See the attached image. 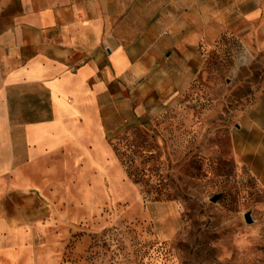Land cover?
<instances>
[{"label":"crops","instance_id":"obj_1","mask_svg":"<svg viewBox=\"0 0 264 264\" xmlns=\"http://www.w3.org/2000/svg\"><path fill=\"white\" fill-rule=\"evenodd\" d=\"M134 126L158 128L195 180L232 159L261 181L264 0H0V264H38L37 204L68 200L72 167L115 189L112 136ZM34 168L51 178L21 184Z\"/></svg>","mask_w":264,"mask_h":264},{"label":"rangeland","instance_id":"obj_2","mask_svg":"<svg viewBox=\"0 0 264 264\" xmlns=\"http://www.w3.org/2000/svg\"><path fill=\"white\" fill-rule=\"evenodd\" d=\"M259 71L241 67L233 85L245 92L228 96L230 110L247 104ZM112 139L114 190L95 189L82 163L79 172L71 168L63 205L37 204L38 216L50 215L43 226L51 223L38 237V264H264V167L260 181L230 159L221 180L200 181L179 171L156 127L134 126Z\"/></svg>","mask_w":264,"mask_h":264},{"label":"bare ground","instance_id":"obj_3","mask_svg":"<svg viewBox=\"0 0 264 264\" xmlns=\"http://www.w3.org/2000/svg\"><path fill=\"white\" fill-rule=\"evenodd\" d=\"M51 178V175L45 170L39 168L29 169L21 172L19 182L21 184L37 185L39 182ZM46 184V183H45Z\"/></svg>","mask_w":264,"mask_h":264},{"label":"water","instance_id":"obj_4","mask_svg":"<svg viewBox=\"0 0 264 264\" xmlns=\"http://www.w3.org/2000/svg\"><path fill=\"white\" fill-rule=\"evenodd\" d=\"M245 218H246V221H247L248 223H252V219H251L249 213H247V214L245 215Z\"/></svg>","mask_w":264,"mask_h":264}]
</instances>
